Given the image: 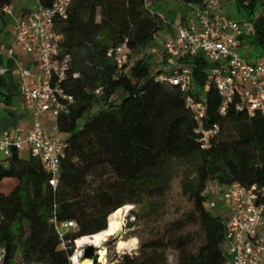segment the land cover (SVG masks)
Listing matches in <instances>:
<instances>
[{"label":"trees","instance_id":"1","mask_svg":"<svg viewBox=\"0 0 264 264\" xmlns=\"http://www.w3.org/2000/svg\"><path fill=\"white\" fill-rule=\"evenodd\" d=\"M10 1L0 0V15ZM37 1L47 6L53 0ZM241 5L251 14L264 0H243ZM164 23L144 0H71L66 18L57 23L60 54L70 58L60 85L75 99L69 114L56 119L65 143L59 181L53 190L39 161L21 157L15 148L0 160V183L15 180L8 191H0L1 264H69L75 239L106 229L126 204H151L164 195L178 166L183 169L181 192L192 207L179 222L196 224L202 241L191 251L195 233L160 237L114 264H164L170 245L179 250L176 264H223L224 217L216 208L203 207L201 192L210 180L222 186L238 182L256 185L264 202V115L236 110L235 102L220 113L221 97L203 57L185 60L193 74L188 92L156 80L161 70H151L146 54L137 55ZM250 24V35L264 52V13ZM123 42L130 57L137 56L128 68L118 67L107 55ZM188 95L204 98L206 114L200 124L186 104ZM4 97L0 77V102ZM94 106L95 114L78 126ZM214 124L218 131L202 149V134L196 130ZM53 218L74 220L76 227L62 240Z\"/></svg>","mask_w":264,"mask_h":264},{"label":"built area","instance_id":"2","mask_svg":"<svg viewBox=\"0 0 264 264\" xmlns=\"http://www.w3.org/2000/svg\"><path fill=\"white\" fill-rule=\"evenodd\" d=\"M199 1L201 7L198 11V24L179 27L175 35L163 40L161 49L167 62L158 68L161 73L156 75V80L177 85L182 91L188 92L192 87L193 74L185 60L203 57L210 64L207 69L208 78L221 97L220 113H225L229 105L235 102L236 110L246 111L248 115H264V52L255 61L239 53L241 24L215 12L218 5L228 0ZM144 2L152 11V1ZM70 4L71 0H53L47 6L39 4L16 21L15 44L22 51L37 55L36 66L43 76L40 82L31 85L26 81L29 71L20 70L21 97L31 108L33 121L24 134L0 140V152L4 158L11 155L13 148L28 149L29 155L37 159L48 173V185L53 190L59 181L65 148L56 119L59 114H69L75 102L74 97L60 85L67 75L70 58L60 54V34L57 31V23L66 18ZM3 12L9 13L10 7H4ZM159 17L164 21L161 15ZM251 30L250 24L247 31L250 33ZM129 54L126 42L107 52L118 67L126 68L130 66ZM3 71L0 69V74ZM186 104L193 110L195 120L200 124L206 114L204 98L196 100L194 96L188 95ZM49 107L55 120L56 133L52 136L45 135L41 122ZM217 131L216 124L203 131L196 130L202 134V149L209 146L210 138ZM260 191L256 185L245 187L233 182L222 186L212 180L203 188V207L213 210L221 201L226 211L223 216V264H264V235L258 233V226L264 222V202L259 199ZM52 222L62 240L70 229L76 227L74 220L57 222L53 218ZM78 239L73 242V249L68 256L69 264H80L79 258L85 243L78 245ZM3 256L4 250L0 246V264ZM119 256L116 255L114 260L117 261ZM96 262H101L99 254Z\"/></svg>","mask_w":264,"mask_h":264},{"label":"crops","instance_id":"3","mask_svg":"<svg viewBox=\"0 0 264 264\" xmlns=\"http://www.w3.org/2000/svg\"><path fill=\"white\" fill-rule=\"evenodd\" d=\"M151 1L152 7H155L154 11L163 17L165 23L160 31L154 36L151 45L145 46L140 53L142 52L141 55L146 54L150 65H157L156 69H158L167 62V58L162 54L161 49L163 40L166 37L175 35L179 27L197 25L198 11L201 4L199 0L198 2H189L185 0H161V2H159V0ZM233 1L236 2L238 9V6L243 0ZM256 1L260 3L261 0ZM227 2L218 5L215 12L219 13L222 17L229 19L231 18L230 14L221 11L223 8H226ZM38 5L39 2L37 1L33 8H25L24 6H21L19 10H15L14 3L11 0L10 5H8V7H10V12H3V14L0 15V69L4 70L3 73L0 74V77L3 83V92L5 93L4 98L6 99L5 101L2 100L0 102V140L7 136L13 137L16 134H24L29 130L33 121L31 108L23 102L21 97L20 70L27 69L29 71L26 81L31 85L40 82L43 75L36 66L37 55L35 53L22 51L16 46L14 37L16 21ZM230 12L234 13V5L230 7ZM239 23L242 28L243 23L240 21ZM247 34H250L247 29L244 30V28H242V33L238 38L240 46L243 45L244 42L246 43L244 37ZM251 44L257 45V42L254 40ZM10 49L12 52H10ZM261 53L262 50L250 54L252 56L250 61H255ZM41 122L45 128L46 136H52L56 133L55 120L51 115L50 107L45 111V115L41 118ZM24 150L27 151L28 158V149L25 148Z\"/></svg>","mask_w":264,"mask_h":264},{"label":"rangeland","instance_id":"4","mask_svg":"<svg viewBox=\"0 0 264 264\" xmlns=\"http://www.w3.org/2000/svg\"><path fill=\"white\" fill-rule=\"evenodd\" d=\"M15 6V10H19L21 6L25 8H33L36 5L37 0H12ZM161 2V0H159ZM234 5V13L230 12V7ZM237 9L236 2L230 0L226 4V8L221 11L223 13L230 14V17L243 23L244 30L248 28L250 20L257 16L259 12L264 13V5L254 7L251 14H248L245 8L240 4ZM154 10L155 7H152ZM230 12V13H229ZM96 19H99L97 12ZM244 39L243 45L240 46L239 53L247 58L252 59L253 52H260L261 49L257 45L251 44L254 41V37L247 34ZM148 45H151L148 44ZM142 53V52H141ZM139 53V55H141ZM137 58L136 54L132 55L129 59V64ZM157 65L151 66V70H155ZM97 106H94L91 110L87 111L81 118L78 119V126H82L83 123L90 119L95 114ZM19 154L23 158H27V151L24 149L19 150ZM4 156L0 152V160H3ZM183 169L178 166L172 172L171 179L168 185V189L161 197L151 199V204L147 201L136 204H126L122 210V232L116 241H112L103 250L104 262H96L95 264H114L118 260H114V255H136L140 253V246L142 243L157 239L160 237L174 238L179 235H185L186 233L193 234V242L190 246V250L194 251L199 243L203 239V234L197 230L196 224H183L179 222L184 219L185 215L191 211L190 200L182 194L180 182L182 179ZM15 184L14 179H5L0 183V191H7ZM216 210L221 216H225L221 201H219ZM131 211H134L136 215H132ZM131 224V226H129ZM258 233L264 235V222L258 226ZM131 240H134V245H129L124 248H118L120 243L128 244ZM179 256V250L175 246H168L165 251L164 264H176Z\"/></svg>","mask_w":264,"mask_h":264},{"label":"bare ground","instance_id":"5","mask_svg":"<svg viewBox=\"0 0 264 264\" xmlns=\"http://www.w3.org/2000/svg\"><path fill=\"white\" fill-rule=\"evenodd\" d=\"M122 214L123 213H119L114 218H112L106 229L94 235L85 236L78 239L77 244L81 245L84 243H93L94 245L99 247L100 261L104 262V256L102 255L104 250V243L108 241L109 238L118 236L122 232ZM132 241L134 240H131L128 244L120 243L118 248H124L129 245H134V242ZM83 264H92V262L90 260H86Z\"/></svg>","mask_w":264,"mask_h":264},{"label":"water","instance_id":"6","mask_svg":"<svg viewBox=\"0 0 264 264\" xmlns=\"http://www.w3.org/2000/svg\"><path fill=\"white\" fill-rule=\"evenodd\" d=\"M107 225H108V222H107ZM119 236H120V234L118 236H114V237L109 238L108 241H106L104 243V248L110 242L116 241L119 238ZM99 251H100L99 247H97L93 243L85 244L83 249H82V254H81L80 258H79V263L83 264L84 261L90 260L92 262V264H95L96 261H97V258H98Z\"/></svg>","mask_w":264,"mask_h":264}]
</instances>
